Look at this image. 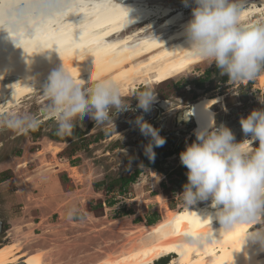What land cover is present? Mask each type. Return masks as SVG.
<instances>
[{
  "label": "rangeland",
  "instance_id": "1",
  "mask_svg": "<svg viewBox=\"0 0 264 264\" xmlns=\"http://www.w3.org/2000/svg\"><path fill=\"white\" fill-rule=\"evenodd\" d=\"M219 75L215 64L204 61L161 84L148 85L155 89L156 100L170 99L181 107L203 96L224 95V100L215 105L220 125L222 119L230 121L229 125H238L241 118L247 117L251 111L264 109V82L261 80L264 75L249 81L248 91H239L241 96L231 95L238 92V87H235L237 82L219 84L226 89L220 94L217 90L213 91V84L217 83ZM201 78L206 79L208 88L205 92L197 89L196 83ZM129 80L118 84L119 88L123 84L120 91L128 104L137 100L135 94L143 90L148 78ZM241 83L244 87L245 84ZM89 84L85 87H91L94 82ZM239 101L244 105L238 107ZM17 103L6 113L35 115L40 124L27 134L0 130V238L10 232L9 238L0 240V246L18 243L21 247L19 254L45 249L47 264H68L65 251L70 248L81 250L76 252L79 256L106 255L111 249L130 248L133 243L151 234L154 228L147 222L149 217L160 213L156 223L163 224L168 220L169 209L177 211L184 207L179 196L184 185H173L169 181L171 177H177V174L172 176L174 171L171 172V168L175 167V171L181 168L185 175L188 171L182 168L180 153L164 160L162 166L143 165L144 149L132 142L136 135L131 131L120 136L130 124L129 121H119L122 113L112 116L114 123L98 124L85 117L83 122H75L72 135L58 141L53 139L57 135L56 122L44 112L48 101L42 91L25 96ZM111 111L114 113L115 109ZM234 135L237 142L250 138L240 131ZM258 144L256 141L253 149ZM79 148L82 149L69 157L73 149ZM138 168L141 172L125 193L120 192L117 184L114 191H108L105 185L95 186L100 181L108 185ZM156 175L161 177L158 183H155ZM62 223L70 230L58 232L59 228H63ZM6 224L9 231L4 233ZM45 240L49 242L43 245Z\"/></svg>",
  "mask_w": 264,
  "mask_h": 264
},
{
  "label": "bare ground",
  "instance_id": "2",
  "mask_svg": "<svg viewBox=\"0 0 264 264\" xmlns=\"http://www.w3.org/2000/svg\"><path fill=\"white\" fill-rule=\"evenodd\" d=\"M76 3L79 7L66 16L50 7L51 0H0V113L13 109L11 106L23 97L42 91L51 71L62 65L75 78L84 79L85 84L102 78L119 84L146 76L144 84L148 85L161 84L206 61L193 57L187 49L184 26L195 5L185 6L184 0ZM258 19H264V0L247 1L242 23ZM261 80L264 82V77ZM219 97H200L187 110V115L197 122L196 129L206 126L210 118L220 126L215 110ZM221 121L234 134L243 132L240 123ZM160 180L156 175L155 183ZM213 213L210 202L177 211L169 209L168 220L151 225V234L130 248L85 256L76 255L81 251L78 248H70L65 255L68 264H154L169 255L170 264H264V247L244 239L250 229L264 223L262 219L255 225H240L225 232L215 219L199 217ZM63 225L58 232L70 230ZM187 233L209 238L191 243ZM48 242L45 240L43 245ZM20 251L15 242L0 246V264H47L45 249L19 254Z\"/></svg>",
  "mask_w": 264,
  "mask_h": 264
},
{
  "label": "clouds",
  "instance_id": "3",
  "mask_svg": "<svg viewBox=\"0 0 264 264\" xmlns=\"http://www.w3.org/2000/svg\"><path fill=\"white\" fill-rule=\"evenodd\" d=\"M184 3L195 5L184 26L187 49L193 57L215 64L220 74L232 82L251 81L264 75V19L242 23L247 0H184ZM50 7L68 16L79 5L76 0H51ZM42 95L48 101L44 112L55 120L59 136L72 135L75 122H83L85 117L98 124L114 123L113 115L129 109L114 80L102 78L85 87L84 79L75 78L64 65L48 75ZM135 98L137 107L148 112L156 101V91L146 85ZM135 123L144 136L151 137L144 152L154 161V148L162 147L166 138L142 116ZM39 124L35 115L0 113V130L27 134ZM240 124L251 139L237 142L230 128L217 127L214 118H210L206 126L195 130V141L180 153V162L188 170L187 183L179 195L183 206L189 208L210 201L214 213L198 216L201 220L215 219L225 232L240 225H255L264 218V109L251 111L241 118ZM255 141L259 144L253 149L250 146ZM186 235L196 244L209 238L202 234ZM244 239L264 247V223L250 229Z\"/></svg>",
  "mask_w": 264,
  "mask_h": 264
},
{
  "label": "flooded vegetation",
  "instance_id": "4",
  "mask_svg": "<svg viewBox=\"0 0 264 264\" xmlns=\"http://www.w3.org/2000/svg\"><path fill=\"white\" fill-rule=\"evenodd\" d=\"M226 77L227 76H224L221 74L219 75V79L217 80V83L213 84V86H214L213 91L217 90V93L220 94L221 91L226 90L223 85H228V84L234 83L232 81H229L228 78H226ZM199 83H201V85H199ZM221 83H224V84L219 85ZM243 83L245 84L244 87H241V84H242L241 82L236 83L235 87H238L237 88L238 92L237 93H231L232 96H236L237 94L239 96H241L239 94V91L244 90V89H246L248 91L247 88L249 85V81H244ZM196 84L198 86L197 89L201 90L202 92H205L208 88V86L206 85V79L201 78L199 81H197ZM199 90H197V91L199 92ZM219 98L221 100H224V95L220 96ZM196 100H194L193 102H195ZM220 102L221 101H219L217 104H219ZM137 104H138V101L136 100L135 102H132L129 104L128 110L120 112L123 114V116L119 117V121H124V122L129 121V123H130L129 129H123L121 131V133H123V134H121L120 136L127 135V134H129V132L132 131L134 136L136 135V139H132L133 140L132 142L135 141L134 143H138L144 149L145 145H147L150 142L151 137L150 136H144L140 132L138 125L134 122V121H136L137 117L142 116L145 121H147L154 128L159 130V134L162 137L166 138V143L162 147L154 148V151L156 153V157H155L154 161L149 160L148 157L145 155V152H144L145 159H144L143 165L149 166V167H151V166H162L165 163L164 160H167L169 157H172V156H175V155L181 153L182 151L185 150L187 145H189L193 141H195L196 137H195L194 129H196L197 122L194 120L193 117H191V115L186 114V111L190 108V106L193 103L186 104V105H184L185 107H183V106L181 107L180 104H176L174 101H172L170 99L160 98V99H157L153 103V105L151 106V109L148 112H144L142 109H139L137 107ZM223 104L225 105V102ZM241 105H244V104H243V102L239 101L238 107H240ZM240 110H242V108H240ZM219 120L220 119L218 118V121ZM232 120L234 122H238V121H235L234 119H232ZM237 139L240 140V138H237ZM128 147H129V145H128ZM123 149H125V148H123ZM183 167L184 166L182 165V168ZM171 169H172L171 172L174 171L172 173V176H173L174 173L176 172L175 171L176 169H175V167H173ZM136 170L137 169H135V171ZM135 171H133L129 175H121V176L122 177H129V176L133 175ZM178 171L180 172L181 168H179ZM169 181L172 183L171 179ZM186 183H187V180H186V182H183V185H185ZM262 221L264 222L263 218H262ZM7 222L10 223L9 220ZM0 227H2V222L0 223ZM7 227L8 226L6 224V226L4 228V233H7L9 231V229ZM9 235H10V232L7 233L6 236H2L0 238V240L5 241L7 238H9Z\"/></svg>",
  "mask_w": 264,
  "mask_h": 264
},
{
  "label": "trees",
  "instance_id": "5",
  "mask_svg": "<svg viewBox=\"0 0 264 264\" xmlns=\"http://www.w3.org/2000/svg\"><path fill=\"white\" fill-rule=\"evenodd\" d=\"M227 78V77H226ZM199 85H201V83H199ZM53 139H56V140H58V141H64V140H66V138H65V136H59V135H54V137H53ZM80 149H82V148H79V149H73L70 153H69V157H71V156H73V155H75V152H77V151H80ZM74 152V153H73ZM140 169H137L135 172H134V174L133 175H131V176H129V177H122V176H120L119 178H117V179H114L111 183H109L108 185H106V182L105 181H100V182H97L96 184H95V186L97 187V186H103V185H105L106 187V189L108 190V191H110V190H112V191H114V188H115V186H116V184L119 186V190H120V192H122V193H125L126 192V190H127V188H128V186H129V184L130 183H132V182H134L135 181V179L137 178V176H138V174L140 173ZM175 174H177V177H172L171 178V181H172V184L173 185H178V186H183V182H186V180H187V175H185L184 173H182V171H176L175 173H174V175ZM173 175V176H174ZM183 188V187H182ZM110 202H113V200L112 201H110ZM94 209H96V208H93L92 210H94ZM160 217H161V215H160V213H155V215L154 216H151V217H149L148 218V220H147V222H148V224H150V225H153V224H155L159 219H160ZM172 256V255H171ZM169 259H170V255L169 256H166V257H163V258H161L160 260H158L157 262H158V264H168V262H169Z\"/></svg>",
  "mask_w": 264,
  "mask_h": 264
},
{
  "label": "water",
  "instance_id": "6",
  "mask_svg": "<svg viewBox=\"0 0 264 264\" xmlns=\"http://www.w3.org/2000/svg\"><path fill=\"white\" fill-rule=\"evenodd\" d=\"M247 1H249V0H247ZM186 114H187V111H186ZM22 264H26L25 262H23Z\"/></svg>",
  "mask_w": 264,
  "mask_h": 264
},
{
  "label": "crops",
  "instance_id": "7",
  "mask_svg": "<svg viewBox=\"0 0 264 264\" xmlns=\"http://www.w3.org/2000/svg\"><path fill=\"white\" fill-rule=\"evenodd\" d=\"M74 156V155H73ZM65 161H69V160H65ZM75 168L77 167V166H74Z\"/></svg>",
  "mask_w": 264,
  "mask_h": 264
}]
</instances>
